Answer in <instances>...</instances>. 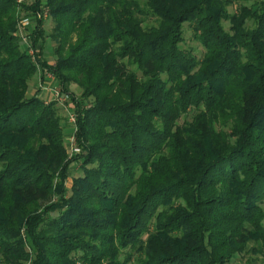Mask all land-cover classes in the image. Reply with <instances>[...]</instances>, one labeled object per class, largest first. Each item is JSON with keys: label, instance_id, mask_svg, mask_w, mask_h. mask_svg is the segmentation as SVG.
I'll return each instance as SVG.
<instances>
[{"label": "trees", "instance_id": "16d2710c", "mask_svg": "<svg viewBox=\"0 0 264 264\" xmlns=\"http://www.w3.org/2000/svg\"><path fill=\"white\" fill-rule=\"evenodd\" d=\"M40 3L0 0V264L264 255V0H45L31 41L51 39L54 66L15 36ZM39 71L92 99L77 177L57 108L27 98Z\"/></svg>", "mask_w": 264, "mask_h": 264}, {"label": "rangeland", "instance_id": "374dc122", "mask_svg": "<svg viewBox=\"0 0 264 264\" xmlns=\"http://www.w3.org/2000/svg\"><path fill=\"white\" fill-rule=\"evenodd\" d=\"M235 1V5H232L231 8L229 9L230 14H235L236 13V6L237 4H246L248 6H251L252 4H254L255 0H234ZM40 10L38 12H34L32 14H27L26 12L22 13L21 18L23 20L29 18V21L31 23H33L32 26V31H31V39H32V35L35 31V29L37 28V22L39 20H42V15L46 12V7H45V0H40ZM38 3V0H32V2H27L24 6L23 9H31L33 7H35V5ZM22 9V10H23ZM22 12V11H21ZM52 19L51 16H49L48 19H46L45 24H44V29L47 33L51 32V27H52ZM225 28H229V26L231 25V23L229 21H225L224 22ZM35 26V29H34ZM183 37H184V43L182 45V48L185 50H191L193 51V53L196 54L197 57H202L204 54V49L203 47L195 40L194 38V32L191 29V27L189 25H185L184 29H183ZM42 39H39L37 44L38 46L36 47V49L38 50L39 53H36L35 56L38 57V55L43 59L46 60L48 62L49 65L54 66L55 64V59L54 56L52 54V41L51 39H47L46 40V46H45V50L44 53L42 54L40 51V47L39 44H41ZM32 59V58H31ZM50 74V73H49ZM47 74L43 75L40 71L38 72L36 78L34 79V81H32V83L29 86V91L27 94V98L30 99L32 97H37L41 100H43L42 98V90L40 87V82H43V85H47L49 86V84H52V87H56V88H60L61 92H62V98L63 101L59 102V101H52L49 104L45 103V101L43 100L44 104L46 105H55V107L58 110L59 116L62 119V126L64 129V133H65V143H66V147L68 149V153L70 156V159L72 160V165L70 168V173L71 176L77 177L79 175L82 174L81 172V160H74V158L76 157H83L84 154H82L81 150L79 149L78 145H77V137H76V133H75V127L78 130V123L76 124V126H73L69 123L68 121V115L69 113H73L76 115L75 110L77 108V102H83V107L85 106L86 109H89L92 107V99H88V100H83L82 95H81V90L75 86V85H71L68 88H66L67 90L64 91L62 89V86L60 85V83L57 81L56 78H54V80H50ZM51 76H53L51 74ZM75 93V94H73ZM50 97H48L49 99ZM77 116V115H76ZM77 118V117H76ZM190 118H186V121H189ZM75 136V143H76V148H78L80 150L79 153H76L73 155L72 149H71V138L72 136ZM68 187L70 188V184H68ZM48 202L43 203V205L45 206L46 204H48ZM55 216L57 214H54ZM24 241H26V244L28 243V240L26 239V237L24 236ZM253 244H250L249 247L246 249V251L241 255V256H237V258H234V260L232 261V263L230 264H264V255L262 253H255L252 249H253ZM27 251L30 253L31 250L29 249V246L27 245ZM25 264H33L32 263V257L30 255L29 260L25 263Z\"/></svg>", "mask_w": 264, "mask_h": 264}, {"label": "built area", "instance_id": "2783aa9c", "mask_svg": "<svg viewBox=\"0 0 264 264\" xmlns=\"http://www.w3.org/2000/svg\"><path fill=\"white\" fill-rule=\"evenodd\" d=\"M15 2L20 8H22L23 5H25L27 2H32V0H15ZM49 16H50L49 11L46 8V12L42 15V20L46 21V19H48ZM32 26H33V23H31L29 21V18H27L25 20L21 19V21L18 24L15 36H16L18 42L27 48L28 55L32 58V61L34 63H36V56H35L36 52L32 46V41H31ZM34 29H35V26H34ZM47 75H48L47 78H49L50 80H54L53 76H51L50 74H47ZM39 84H40V87L42 90L41 94H43L42 98L45 101V103L49 104L52 101H59V102L63 101V98H62L63 95H62L60 88H56L54 86L52 87V84H49V86H47V85L45 86V85H43V82H40ZM48 97H50V98L48 99ZM76 117L77 116L73 113H69V115H68V121L73 126H76V124H77V118ZM74 130L76 133L77 132L76 127ZM70 145H71L73 155L80 152V150L78 148H76L74 135L71 138Z\"/></svg>", "mask_w": 264, "mask_h": 264}]
</instances>
